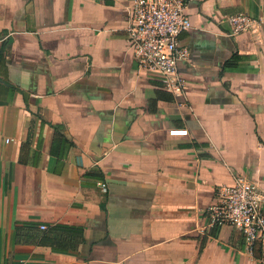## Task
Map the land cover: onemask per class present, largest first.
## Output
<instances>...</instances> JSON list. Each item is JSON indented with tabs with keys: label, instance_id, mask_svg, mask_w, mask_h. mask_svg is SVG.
<instances>
[{
	"label": "crops",
	"instance_id": "1",
	"mask_svg": "<svg viewBox=\"0 0 264 264\" xmlns=\"http://www.w3.org/2000/svg\"><path fill=\"white\" fill-rule=\"evenodd\" d=\"M131 2L0 0V264H257L204 227L235 176L264 190V0H185L179 99L136 69Z\"/></svg>",
	"mask_w": 264,
	"mask_h": 264
},
{
	"label": "built area",
	"instance_id": "2",
	"mask_svg": "<svg viewBox=\"0 0 264 264\" xmlns=\"http://www.w3.org/2000/svg\"><path fill=\"white\" fill-rule=\"evenodd\" d=\"M125 32L136 69L163 78L165 89L175 98L184 96L186 82L177 65L188 57L179 36L191 28L185 15V0H132ZM230 35L248 33L257 22L245 14L223 16ZM183 103H179V106ZM171 136H187V130L169 131ZM105 192V185L99 184ZM205 229L230 226L243 237L242 253L257 264H264V190L238 175L233 183L217 190L216 201L205 210ZM45 230V226H40Z\"/></svg>",
	"mask_w": 264,
	"mask_h": 264
},
{
	"label": "trees",
	"instance_id": "3",
	"mask_svg": "<svg viewBox=\"0 0 264 264\" xmlns=\"http://www.w3.org/2000/svg\"><path fill=\"white\" fill-rule=\"evenodd\" d=\"M55 229L58 230V229H60V227L57 226ZM62 229H64L66 232L72 233V235H79L80 236V237H77V238L75 236H73V239H72V242H71V245H70L71 249L73 248V244L74 243H82V238H81V235H82L81 231L82 230L81 229L68 228V227L67 228H62ZM39 230H40V228H39ZM46 230H47V227H46L45 230H40V231H44V232H36V233L32 234V237L34 239L33 241L36 242L38 245H41V246H51L52 248H56L57 251H63V250L67 249V248H63V247L53 246L51 241L49 240V236L47 235V232H45Z\"/></svg>",
	"mask_w": 264,
	"mask_h": 264
}]
</instances>
